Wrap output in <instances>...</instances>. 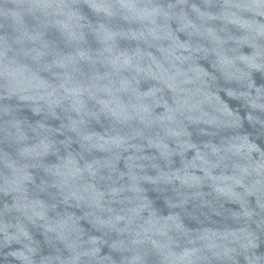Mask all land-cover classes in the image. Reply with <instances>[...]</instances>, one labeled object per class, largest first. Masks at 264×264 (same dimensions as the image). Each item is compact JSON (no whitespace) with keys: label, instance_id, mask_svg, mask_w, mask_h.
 I'll use <instances>...</instances> for the list:
<instances>
[{"label":"water","instance_id":"obj_1","mask_svg":"<svg viewBox=\"0 0 264 264\" xmlns=\"http://www.w3.org/2000/svg\"><path fill=\"white\" fill-rule=\"evenodd\" d=\"M0 264H264V0H0Z\"/></svg>","mask_w":264,"mask_h":264}]
</instances>
